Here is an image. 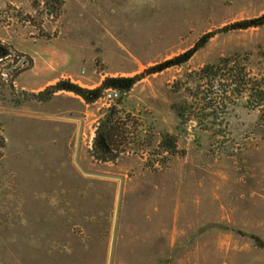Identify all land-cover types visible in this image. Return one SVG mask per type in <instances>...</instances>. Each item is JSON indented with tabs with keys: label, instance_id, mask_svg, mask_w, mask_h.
<instances>
[{
	"label": "rangeland",
	"instance_id": "374dc122",
	"mask_svg": "<svg viewBox=\"0 0 264 264\" xmlns=\"http://www.w3.org/2000/svg\"><path fill=\"white\" fill-rule=\"evenodd\" d=\"M263 15L264 0H0V41L15 54L0 66V264H264V108L238 94L246 73L264 87V27L222 33ZM190 50L117 101L29 97L60 80L94 89ZM16 54L33 67L11 84L26 66ZM222 61L240 74L237 93L227 125L205 131L180 110ZM114 106L152 144L102 163L90 151ZM22 110L39 118L6 115ZM164 135L176 153H159Z\"/></svg>",
	"mask_w": 264,
	"mask_h": 264
},
{
	"label": "trees",
	"instance_id": "16d2710c",
	"mask_svg": "<svg viewBox=\"0 0 264 264\" xmlns=\"http://www.w3.org/2000/svg\"><path fill=\"white\" fill-rule=\"evenodd\" d=\"M61 2V0H60ZM264 27V15L251 20L238 22L234 25L222 29V33H229L233 30H248L250 28ZM208 35L207 38H213ZM13 48L0 41V66L13 58ZM194 54V50L186 52L180 57L167 62L162 67L156 66L146 70L143 74L133 77H108L102 84L94 89H88L73 83L70 80H60L56 84L49 86L44 91L37 94H30L29 97L40 102L50 101L59 92H69L80 97L85 103L93 104L101 100L109 90H115L122 96L128 95L134 87L144 78L151 74H156L163 67L169 68L174 64L182 65L187 63ZM16 60H24L22 68L14 69L7 75V82L14 83L23 72L33 67V61L26 55L16 54ZM229 61H222L218 66H207L198 75L199 85L191 93L192 101L187 103L180 110V115L186 120H194L198 127L205 131H216L227 125L228 104L237 90L232 86L238 83L240 74L230 67ZM225 66H221V65ZM12 66H10L11 68ZM240 79V78H239ZM242 88L238 90L239 96H247V105L253 109L264 108V87L254 81L249 74L243 76ZM143 124L130 113H126L118 106L107 110L105 115L99 120L94 133L91 147L92 157L102 163H115L124 155L137 151L146 143L152 144L150 134L144 132ZM219 131V130H218ZM4 139L0 138V145ZM159 153H176V140L170 135H164L159 145Z\"/></svg>",
	"mask_w": 264,
	"mask_h": 264
},
{
	"label": "built area",
	"instance_id": "2783aa9c",
	"mask_svg": "<svg viewBox=\"0 0 264 264\" xmlns=\"http://www.w3.org/2000/svg\"><path fill=\"white\" fill-rule=\"evenodd\" d=\"M122 97L121 93L115 90H109L106 93V100L108 101H117Z\"/></svg>",
	"mask_w": 264,
	"mask_h": 264
},
{
	"label": "crops",
	"instance_id": "0c3cea01",
	"mask_svg": "<svg viewBox=\"0 0 264 264\" xmlns=\"http://www.w3.org/2000/svg\"><path fill=\"white\" fill-rule=\"evenodd\" d=\"M26 113V111L22 110V111H17L15 112V114H7L6 115H13L14 117H21L22 114ZM5 115V114H3ZM28 119H33L34 117L35 118H39L38 115H36V112H29V113H26ZM1 117V116H0ZM2 123L1 119H0V124Z\"/></svg>",
	"mask_w": 264,
	"mask_h": 264
}]
</instances>
